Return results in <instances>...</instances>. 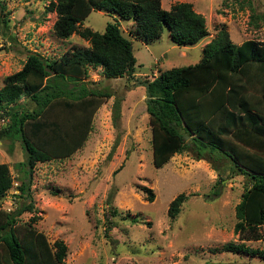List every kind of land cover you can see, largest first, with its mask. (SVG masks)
<instances>
[{
    "label": "rangeland",
    "instance_id": "1",
    "mask_svg": "<svg viewBox=\"0 0 264 264\" xmlns=\"http://www.w3.org/2000/svg\"><path fill=\"white\" fill-rule=\"evenodd\" d=\"M160 2L164 9L191 3L205 17L208 36L195 45H177L165 30L145 44L130 35V21L92 11L78 29L103 31L109 22L118 21L136 58L134 77L108 78L99 67L81 80L87 88L109 91L111 97L96 112L81 149L66 159L36 163L31 185L36 212H24L20 218L32 222L50 244L63 241L66 264H264L262 257L223 250L226 244L242 243L233 231L234 208L248 178L231 171L224 158L194 159L191 148L155 168L145 87L137 81L197 62L221 26L237 44L246 39L263 42L264 24L254 26L249 19L252 11H263L264 0ZM48 9L47 0H0V86L4 77L21 69L29 53L56 58L88 46L77 32L65 40L55 37L56 14ZM5 121L0 118V126ZM23 160L19 142L10 148L8 139H0V164L7 163L13 177L21 176L15 164ZM16 185L0 199L1 209L12 211L23 204L15 196ZM143 186L151 189L153 201H148ZM179 194L186 198L171 217L170 203ZM244 245L264 250V239Z\"/></svg>",
    "mask_w": 264,
    "mask_h": 264
},
{
    "label": "trees",
    "instance_id": "2",
    "mask_svg": "<svg viewBox=\"0 0 264 264\" xmlns=\"http://www.w3.org/2000/svg\"><path fill=\"white\" fill-rule=\"evenodd\" d=\"M47 1L48 10L56 14L53 35L65 40L77 32L89 44L56 58L29 53L20 70L3 78L0 118L6 121L0 126V139H8L10 148L19 142L25 160L15 164L18 177L12 176L7 163L0 164V199L17 182L15 196L23 202L12 211L0 208V264H66L65 243L50 244L32 222L20 218L24 212H36L33 169L36 163L71 157L87 141L96 112L111 97L107 90L82 84L90 69L101 67L108 78L134 77L136 58L119 22H109L103 31L78 29L86 17L94 10L116 14L131 22L130 35L145 44L165 30L177 45H195L209 34L205 17L189 2L164 9L160 0ZM249 21L264 24V8L252 11ZM137 81L145 87L153 166L161 168L191 148L194 159L224 158L231 171L246 176L249 185L234 208L233 231L242 243L226 244L223 250L264 259V250L244 245L264 239V41L237 44L221 26L197 62ZM118 118L117 110L113 119ZM141 190L153 201L151 189ZM185 198L179 194L171 201V217Z\"/></svg>",
    "mask_w": 264,
    "mask_h": 264
}]
</instances>
